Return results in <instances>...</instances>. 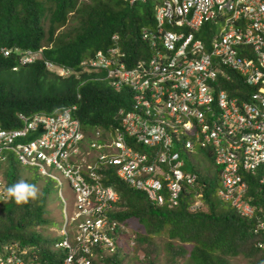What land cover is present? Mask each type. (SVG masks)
I'll list each match as a JSON object with an SVG mask.
<instances>
[{
  "label": "built area",
  "instance_id": "built-area-1",
  "mask_svg": "<svg viewBox=\"0 0 264 264\" xmlns=\"http://www.w3.org/2000/svg\"><path fill=\"white\" fill-rule=\"evenodd\" d=\"M122 1L154 4L153 24L139 30L146 57L126 67L112 34L110 46L85 62L105 69L115 89L124 84L130 90V106L116 111L110 130L82 131L69 112L74 105L54 116L16 113L21 126L0 125V161L11 155L66 186L73 199L52 242V250L63 252L57 263L4 245L0 264H102L98 259L113 252L112 235L123 228L108 217L118 196L102 182V172L110 169L151 204L176 206L182 187L197 180L181 170L179 152L194 148L210 150L217 196L254 220L255 245L264 248V208L245 199L243 175L260 171L258 185H264V0ZM217 18L216 30L205 26ZM235 77L241 85L233 84L230 94L223 84Z\"/></svg>",
  "mask_w": 264,
  "mask_h": 264
},
{
  "label": "trees",
  "instance_id": "trees-1",
  "mask_svg": "<svg viewBox=\"0 0 264 264\" xmlns=\"http://www.w3.org/2000/svg\"><path fill=\"white\" fill-rule=\"evenodd\" d=\"M152 24V5L148 1L0 0V124L7 128L19 125L17 112L48 113L57 106L76 104L75 116L83 129L114 125L117 109L130 101L126 87L114 91L105 81L84 73L79 78L72 74L61 77L43 62L77 70L82 59L92 58L95 50L111 44L112 34L118 36L119 49L129 62L138 55L146 57L148 47L138 35L143 25ZM60 27V33L54 35ZM38 49L40 58L19 63L24 51ZM3 51H8L7 55ZM236 81L233 78L231 83L224 82L223 87L233 94V84L241 85ZM196 151L205 158L199 160L204 170L201 166L190 167L197 180L192 187H182L176 206L151 204L143 192L128 187L111 170L110 174L106 172L103 182L118 194L108 216L123 228L113 234V252L103 253L99 262L126 264L129 258L127 264H157L161 247L167 264H232L229 259L237 256L250 264H264V248L255 245L259 235L252 233L254 220L241 217L228 201L215 196L211 182L219 178L211 152L203 148ZM5 163L0 164V255L6 245L27 249L29 259L36 255L41 261L57 263L63 252L52 250L54 238L47 239L41 231L47 224L46 206L53 185L41 181L40 199L17 205L5 196V189L21 179L35 185L40 180L30 173L22 174L13 160ZM211 166L213 173L208 172L210 177H206ZM259 174L260 171L243 174L248 187L245 199L256 210L264 208V185H258ZM195 193L200 194L204 209H188ZM125 232L128 252H120L121 245L116 240L122 234L125 237ZM185 245L189 246L187 250Z\"/></svg>",
  "mask_w": 264,
  "mask_h": 264
},
{
  "label": "clouds",
  "instance_id": "clouds-1",
  "mask_svg": "<svg viewBox=\"0 0 264 264\" xmlns=\"http://www.w3.org/2000/svg\"><path fill=\"white\" fill-rule=\"evenodd\" d=\"M212 23L213 22H207V24L205 25L206 27H210L212 28ZM144 26V25H143ZM146 26H149V25H146ZM202 30H204V28H202ZM216 30V29H215ZM110 46V45H108ZM107 47V46H106ZM99 48L97 50H103L106 48ZM95 50V52L97 51ZM94 52V54H95ZM8 51H3V54L4 55H7ZM126 55V54H125ZM94 56V55H93ZM139 56V55H138ZM41 57V54H40V49L36 50V51H30V50H26L24 51L18 58V61L20 64H24V63H29L31 62L33 59L35 58H40ZM26 58H29V59H26ZM138 58V57H136ZM135 58V59H136ZM89 59H91L90 57L89 58H84L82 59L79 64H78V69L77 70H73L71 68H68V67H62V66H58V65H55L49 61H44V65L45 67L51 71V72H54L58 75H60L61 77H67L69 75H74L75 78H79L80 74H87V75H90L91 77H94V78H98V80H103L106 82V84L108 86H110L114 91H118L120 90L122 87H126L124 84H121L119 86L118 89H115L111 84H110V79L108 77H106V70L105 69H102V68H93L91 66H88L85 62H87ZM133 59V60H135ZM49 64V65H47ZM125 66H129V61L127 60V56H126V61H125ZM235 79H237V77H235ZM238 81V79H237ZM130 93V90L128 87H126ZM78 97V95H77ZM130 102H131V96H130V101L128 103V105L126 107H119L123 110H126L128 109V107L130 106ZM75 106V109L70 111L71 112V116H73L74 118H76L78 120V118L75 116V110H76V104H70V105H65V106H57L55 107L51 112H42V111H39V112H34V113H43V114H46V115H50V116H54L56 115L59 110H61L62 108H69L71 106ZM118 108V109H119ZM117 109V110H118ZM17 113H20V112H17ZM34 113H31L29 115H32ZM23 114V113H22ZM25 116H29V115H26V114H23ZM16 116V115H15ZM17 119V118H16ZM18 120V119H17ZM19 122V125H17L16 127L18 126H21V122L18 120ZM79 122V120H78ZM1 125V124H0ZM79 125L81 127V130L86 132V133H90L92 131V129L94 128H91V129H83L80 122H79ZM2 126V125H1ZM3 128H7V127H4L2 126ZM11 128H15V127H11ZM110 128V127H109ZM107 128V129H109ZM96 129H102V130H106V128H102V127H98ZM110 130V129H109ZM198 149V148H197ZM205 150V149H204ZM184 152V151H183ZM184 156H188L189 153H192V154H197L201 159H202V154H199L197 151L193 150L192 152H184ZM8 160H13L16 164H20L18 163L11 155L8 156L7 159L3 160V161H0L1 163H5L6 161ZM200 160V159H199ZM184 163V162H183ZM21 165V164H20ZM28 167V166H26ZM31 168V167H29ZM109 170V174H110V169H107L106 171H103L102 172V182L104 181V179L106 178V175H107V171ZM51 181V180H50ZM122 181V180H121ZM104 183V182H103ZM51 184L53 185V188L56 192V195L61 199V202H62V206H61V216H60V220L57 221V224H56V227L55 229L53 230V235L51 238H54V240L56 239L57 235H56V232L58 230V228L62 225V223L64 222V216L65 214H69L72 209H73V199H72V196L68 190V188L66 186H63L62 188H60L59 186H56L54 185V182L51 181ZM105 184V183H104ZM107 185V184H105ZM110 186V185H109ZM66 187L67 189V194L64 193L63 191V188ZM111 187V186H110ZM112 188V187H111ZM113 189V188H112ZM114 190V189H113ZM115 191V190H114ZM116 192V191H115ZM117 193V192H116ZM60 194V195H59ZM42 193L40 192V189L37 185L33 184V183H30L24 179H21V180H18L17 182H15L14 184L8 186L6 189H5V196L9 199H12L14 200V202L17 204V205H25V204H29L31 202H36L38 199H40ZM69 196L70 197V201H67L66 197ZM118 196V194H117ZM194 199L191 201V203L188 205V209H190V207L193 205L194 202H199V206L194 208V209H190V210H195L197 208H202L204 209L202 203H201V200L199 199L200 197V194L199 193H195L194 194ZM216 197L217 194H216ZM219 198V197H218ZM221 199V198H220ZM117 200H118V197H117ZM116 200V201H117ZM223 200V199H222ZM116 201L112 204V208L111 210L114 208V205L116 204ZM179 201V200H178ZM225 201V200H224ZM163 206V205H162ZM65 210V211H64ZM108 211V214H110V211ZM109 217V216H108ZM110 218V217H109ZM111 219V218H110ZM116 221V220H115ZM117 222V221H116Z\"/></svg>",
  "mask_w": 264,
  "mask_h": 264
},
{
  "label": "rangeland",
  "instance_id": "rangeland-1",
  "mask_svg": "<svg viewBox=\"0 0 264 264\" xmlns=\"http://www.w3.org/2000/svg\"><path fill=\"white\" fill-rule=\"evenodd\" d=\"M152 14H153V8H154V4H152ZM221 23H222V18H217L213 23H212V28L213 29H217L218 27L221 26ZM69 25V22H67V24H65V26H63V28L65 29L67 26ZM45 26V24H44ZM46 28V26H45ZM62 30V27L58 28L55 32H54V35H56V33H60V31ZM194 150L196 151V148H194ZM184 152L183 151H180L179 152V156L181 158V160H183L184 162V165L181 167V170L183 172H190V167H197L199 168L200 166L203 167V170H204V165L202 163L199 162V159H201L197 154H192V153H189L188 156H184ZM203 158V157H202ZM0 164L2 165H5L6 163H1ZM18 167H20V169L22 170V174H26L28 175V173H30L32 175V177H37V179H39L40 181L37 183V186L40 187L41 186V181H49L51 183L50 180L44 178L41 174L37 173L36 170L34 168H29V167H26V166H23V165H20V164H17ZM213 170H214V167L211 166L208 170H206V177H210L209 175H212L213 173ZM3 171V168H0V173ZM208 172H209V175H208ZM1 174H0V180H1ZM211 187L213 188V190L215 191V196H216V191L220 188V183L219 181H216V183H213L211 182ZM67 188L64 187L63 188V191L64 193L67 194ZM67 201H70V197L67 196L66 197ZM222 203V202H221ZM227 204V203H225ZM61 206H62V202H61V199L56 195V192L55 190L51 189L50 188V193H49V203L47 204L46 206V210H47V224L41 229L42 231V235L44 237H46L47 239L51 238L52 235H53V230L55 229L56 227V224H57V221L60 220V216H61ZM115 235H117V232L115 233ZM115 235H112V237L114 239L115 238ZM71 238L73 236H70ZM157 242L159 241L158 238H154ZM127 241V233L125 232V237H124V234H122L120 236V239L116 242L117 244L119 243L121 246V251L120 252H128L125 243ZM125 242V243H124ZM129 243H131V239L128 241ZM185 249L187 250L189 248L188 245H185L184 246ZM131 249V246L129 247ZM129 249V250H130ZM130 256H132V252H130ZM158 262L157 264H167V262H165V256L163 254V251H162V248L160 247V253L158 255V258H157ZM229 261L232 263V264H250L246 259H244L243 257L241 256H237V257H233V258H230ZM126 264L129 262V258H126L125 261H124Z\"/></svg>",
  "mask_w": 264,
  "mask_h": 264
},
{
  "label": "crops",
  "instance_id": "crops-1",
  "mask_svg": "<svg viewBox=\"0 0 264 264\" xmlns=\"http://www.w3.org/2000/svg\"><path fill=\"white\" fill-rule=\"evenodd\" d=\"M210 28V27H209ZM203 161H205V158H202Z\"/></svg>",
  "mask_w": 264,
  "mask_h": 264
}]
</instances>
